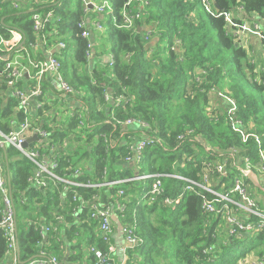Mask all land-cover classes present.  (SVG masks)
Listing matches in <instances>:
<instances>
[{
    "label": "trees",
    "instance_id": "16d2710c",
    "mask_svg": "<svg viewBox=\"0 0 264 264\" xmlns=\"http://www.w3.org/2000/svg\"><path fill=\"white\" fill-rule=\"evenodd\" d=\"M44 1L16 10L11 1L0 0L1 33L17 30L25 39V48L30 49L29 44L37 40L32 9H52L60 23L56 29L48 27V38L66 44L56 57L74 94L45 104L30 118L32 127L48 136L28 148L55 158L54 175L58 178L98 187L51 181L39 188L29 181L35 174L34 164L13 146L0 147L15 212L18 264L51 256L58 264H95L88 249L106 251L108 247L100 238L98 222L90 218L95 200L102 206L124 205V211L115 210L117 218L138 243L127 249V264H264V229L229 236L224 209L233 212L235 207L202 188L185 190V182L171 177L181 175L201 184L207 165L220 163L224 170L212 177L211 190L237 201L231 190L240 169H245L244 158L250 170L261 176L264 70L255 68L247 58L233 28L223 17L207 14L200 0H135L131 8L138 10L143 5L144 15L134 29H124L119 26L127 0H107L113 12L105 11L101 21L104 31L95 32L96 58L88 62L86 43L77 27L84 17L80 0L74 7L69 6L73 0ZM211 1L216 12L231 14L235 24L255 19L264 37V0ZM148 30L150 36L145 41L143 34ZM176 42L179 45L175 46ZM260 42L264 47V38ZM106 48L111 66L98 59ZM29 56L43 59L40 51L29 50ZM214 90L235 101L237 116L249 135L245 141L233 129L226 110L209 97ZM58 102L60 109L52 111ZM16 108L17 102L7 95L1 81L0 133H9L11 121H24ZM67 112L72 114L56 120ZM128 119L146 127L124 128L122 123ZM180 136L184 138L180 140ZM143 137L157 142L144 149L137 168L124 159L131 155L130 145ZM143 174L166 175L161 179L163 195L152 203L146 202L145 194L153 179L113 184ZM244 184L254 197L262 192L247 178ZM179 195L181 201L174 208L162 203L163 198ZM204 202L216 211L205 212ZM1 210L0 202V221ZM49 225L57 226L58 232L41 237L42 226ZM65 245L69 255L64 259ZM7 251L8 242L0 229V264L9 258Z\"/></svg>",
    "mask_w": 264,
    "mask_h": 264
},
{
    "label": "built area",
    "instance_id": "2783aa9c",
    "mask_svg": "<svg viewBox=\"0 0 264 264\" xmlns=\"http://www.w3.org/2000/svg\"><path fill=\"white\" fill-rule=\"evenodd\" d=\"M14 9L19 10L27 6H37L44 4V0H9ZM135 0H127L122 8L121 18L122 22L119 27L124 29H134L136 21L142 19L144 15L143 5H140V9H132ZM203 10L212 17H223L229 28H233V35L239 37V34H250L256 36L259 39H263L260 24L254 19L251 22H242L235 24L232 20L231 14L224 12L218 13L214 10L211 0H200ZM83 7L84 17L77 23V27L81 30L80 37L86 43L85 57L88 62H92L95 57V44L93 40V33L95 30L100 31L102 29L101 21L108 10L112 13L113 10L107 0H99L93 2L91 0H80ZM94 13V17L91 15ZM32 29L36 34V42L29 44V48H25V39L23 35L13 28H9L6 31V35L1 33L0 30V83L4 82L7 88V95L17 102L16 111H21L24 116V121L16 124L11 121L12 129L7 135L0 133V147L1 146H13L19 152H21L29 161L35 166V174L29 179L35 186L41 188L48 186L49 182L57 181L65 186L74 187H98V185H92L89 183L79 184L62 180L54 175V170L57 168V161L51 157L48 159L44 155H40L36 149H23V144L26 139L31 135H37V138L41 141L45 139L48 134L39 129L34 128L31 125L30 118L36 115L45 104L52 103L53 101L60 100L62 97L66 99L74 94V89L63 77L60 68V61L56 57L62 50L66 48V44L62 41L55 39H49L47 35V29L51 26L56 29V25L60 23L59 17L55 15V11L50 9L47 11H31ZM0 18V25L2 23ZM53 34H56L52 30ZM150 32L145 31L143 38L148 40ZM179 45L178 42L175 46ZM29 50L38 52L43 55V59L32 60L29 56ZM112 64V57L109 61V66ZM198 80V79H197ZM216 90L212 91L215 92ZM108 96H105V100H108ZM227 102L226 112L230 116V124L233 129L237 131L242 139L245 141L248 138L247 131L244 129L242 121L237 116V107L235 101L225 96ZM80 119L81 117L78 116ZM124 128H139L143 130L146 125L135 119H128L122 123ZM184 136H180L182 140ZM157 142L155 138L143 137L136 140L130 145V156H127L124 160L127 163H133L137 168L142 161V154L147 146H152ZM232 153H236L235 150ZM245 169H240V177L235 179L231 193H235L238 197L237 201L229 199L226 195H221L211 190L212 177L215 174L223 173L224 167L220 163L207 165V171L203 174L202 183L197 184L181 175H171L172 178L183 181L187 184L185 190H192L194 187L202 188L203 190L217 196L222 201L232 204L235 208L231 212L229 207L225 206L224 215L225 221L228 227L229 236H241L243 234H250L255 230L264 229V209L259 207L254 195L249 191L244 184V179L252 172L249 168V161L244 158ZM258 169L261 176L264 175V153L259 150V163ZM166 175L161 174H143L136 175L132 179H126L116 183H124L130 181H146L153 179L149 191L145 194L147 196V202H154L163 195V188L161 179ZM123 192L120 191L119 195ZM181 201V195L177 198L166 197L162 199V203L167 207L174 208ZM0 202L2 204L0 229L3 236L8 242L7 254L9 257L8 264H18V258L16 255V231H15V212L13 208V202L11 200L9 189L7 188L6 172L3 163L0 159ZM117 204H111L108 206H102L95 200L90 206V218L94 219L99 224V235L101 240L107 244V250L102 251L96 247H90L89 253L94 257L95 264H115L113 258V246L111 244V238L113 235V221L112 213L115 210L124 211V205L116 202ZM203 209L205 212L213 213L216 211L215 207L208 202L203 203ZM250 216L256 217L257 222H250L248 218ZM59 220V218H57ZM122 231L125 234V243L131 247L137 241L133 236L130 229L123 227ZM49 232H58V227L49 225L42 226L41 237H44ZM124 252V250H123ZM28 264H58L56 257L51 256L47 259L38 258Z\"/></svg>",
    "mask_w": 264,
    "mask_h": 264
},
{
    "label": "crops",
    "instance_id": "0c3cea01",
    "mask_svg": "<svg viewBox=\"0 0 264 264\" xmlns=\"http://www.w3.org/2000/svg\"><path fill=\"white\" fill-rule=\"evenodd\" d=\"M91 1L98 2L99 0H91ZM96 31H98V30L94 31L93 40H94V44H95V52L97 53V44H96V38H95V32ZM102 31H104L103 27L101 29V32ZM254 44L258 46L257 42H253L252 43V45H254ZM261 47H262V50H263L262 52H263V55H264V47L262 45H261ZM98 55H99L98 59L102 63H104V65L109 64V61L111 59V54L108 53V48H106V50L104 51V53L102 55L101 54H98ZM251 61L254 63L253 59H251ZM257 69L258 70H261V69L264 70V67L261 66L260 68H257ZM225 96L226 95H224L223 93H221L218 90H216L215 92H212L211 96H209V97L212 98L213 103H215L217 105H218V103H220L219 105L221 106V109H225L226 110L227 109V102L225 100ZM59 117L60 116L57 117V119H56L57 121H60ZM34 135H31V137L34 136ZM31 143H37V141L31 142ZM256 177H257L258 185H256L255 187H258L259 189H261L262 192L261 193H256L255 197H256L257 200H259L260 205H264V188H263L264 180L262 179L263 176H256ZM259 178L261 179V182H260ZM249 190H250V187H249ZM115 204H117V203H115ZM112 221H113V235H112V238H111V244H112L113 249H114V252H113L114 253L113 254L114 263L115 264H127L128 257H127L126 251H127L128 248H131L132 246L129 247L125 243V234L122 231L124 226L119 222V219L117 218V214L114 211L112 213ZM68 247L69 246L65 245L64 248H62V250L64 251V253H63V255H64L63 258L64 259L69 255V251H68L69 248ZM123 250H124V252H123ZM88 253H89V251H88ZM8 262H9V259H6L3 262V264H8Z\"/></svg>",
    "mask_w": 264,
    "mask_h": 264
},
{
    "label": "rangeland",
    "instance_id": "374dc122",
    "mask_svg": "<svg viewBox=\"0 0 264 264\" xmlns=\"http://www.w3.org/2000/svg\"><path fill=\"white\" fill-rule=\"evenodd\" d=\"M76 0H73V2L69 4L70 7L75 6ZM240 38V44L241 46L245 49L247 53V58L249 60L253 59L254 60V66L255 68H260L261 66L264 67V55H263V50L261 47V42L260 39L256 36H252L250 34H239ZM253 42H257V45H252ZM261 47V48H260ZM60 109V102H58V105H56L52 110H58ZM69 114H72L71 112H67L65 115L59 117L61 119L66 118L69 116ZM249 189V187H248ZM147 202V200H146ZM148 203V202H147Z\"/></svg>",
    "mask_w": 264,
    "mask_h": 264
},
{
    "label": "water",
    "instance_id": "95a60500",
    "mask_svg": "<svg viewBox=\"0 0 264 264\" xmlns=\"http://www.w3.org/2000/svg\"><path fill=\"white\" fill-rule=\"evenodd\" d=\"M39 142L40 143V140L37 138V135H34L28 139H26L25 143L23 144V149H27L29 144L31 142ZM3 149L5 146H1ZM247 179L251 182L252 185L256 186L258 185V181H257V177L256 175L253 173V172H250L248 175H247ZM7 186H8V189L10 191V188H9V178L7 177ZM138 243L136 242L134 245H137Z\"/></svg>",
    "mask_w": 264,
    "mask_h": 264
}]
</instances>
